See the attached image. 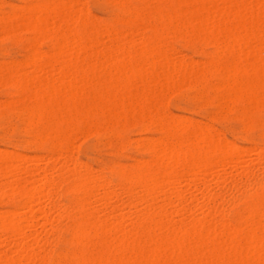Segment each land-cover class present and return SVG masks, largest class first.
<instances>
[{
    "label": "bare ground",
    "instance_id": "bare-ground-1",
    "mask_svg": "<svg viewBox=\"0 0 264 264\" xmlns=\"http://www.w3.org/2000/svg\"><path fill=\"white\" fill-rule=\"evenodd\" d=\"M21 1L5 11L0 0V38L26 51L0 59V87L18 96L9 105L23 116L25 148L45 154L0 149V264H264V145L242 153L210 122L167 106L185 91L210 119L237 101L239 119L264 107V0H167L153 17L111 0L130 14L123 26L83 0ZM172 37L208 44L213 57L181 55ZM129 118L161 136L142 140L147 157L111 181L75 154L73 136L111 137ZM64 240L74 250L55 252Z\"/></svg>",
    "mask_w": 264,
    "mask_h": 264
},
{
    "label": "rangeland",
    "instance_id": "rangeland-1",
    "mask_svg": "<svg viewBox=\"0 0 264 264\" xmlns=\"http://www.w3.org/2000/svg\"><path fill=\"white\" fill-rule=\"evenodd\" d=\"M83 1L89 7L91 12L94 14V17L102 23H112V22L115 23L116 22L115 24H117L118 26H123L124 22L130 19V14L129 13L127 14V12H122L121 10L118 11L119 10L118 5L111 3V0H83ZM132 1H133V3L135 2L134 5H132L133 4ZM3 2H4V10L5 11L10 9L9 2H10V4H15V5H18V3H19V5H20V3L22 4L21 0H3ZM206 3H207V5H218L217 2L207 1ZM153 4H154V6H153ZM138 5H142V7L145 9V12L147 13V16L153 17L154 10L156 7H164V9L168 8L169 2L167 0H162V2H161V0H151V1H145V2H139L137 0H129V6L130 7L133 8V7H136ZM121 14H123V15H121ZM125 14H127V15H125ZM116 18H117V21H116ZM120 19H121V21H118ZM122 21H123V23H122ZM139 23L142 25V27H147V18L146 19L145 18L140 19ZM5 24L7 25L8 23H5ZM21 36H22L23 40H25L29 36V34L26 32H22ZM172 38L170 39L171 44L173 46L175 45L174 47L179 50L181 55L183 53V55H187V57H192L195 60L197 58V60H201V61H203V60L206 61L209 58L213 57V50H212L213 47L212 46L210 47V45H208V44H205L202 42L204 44L203 45L200 41H198V43H199L198 44L197 41L196 42L194 41L195 44H193V42H192V44L189 46L190 43H188V45H186L187 43L181 41L179 37L178 38L174 37L173 38L174 41L172 40ZM172 41H173V43H172ZM179 41L182 43H180ZM22 44L24 45L23 42H19V41L13 42L12 38L7 37V36L6 37L2 36L0 38V55H1L0 59H2L3 55H5L4 57L8 61L9 60L10 61L15 60L17 62H20V60L24 59V57H25L24 53H26L25 48L22 47L23 46ZM197 49L198 50L200 49V50L198 51ZM1 62H3V61L0 60V63ZM4 88H6V89H4ZM8 89H9L8 87H0V94H1L0 95V102H1V106H0V149L15 150V151L20 152L22 154H29V155H34V153L44 155L45 154L44 151L39 152V151L35 150L34 148L33 149H26L25 148L27 141L30 138L26 135V133H24L25 132V125H24V122L22 121L23 116H21L22 114L19 111V109H17L18 107L16 105H14V106L9 105L10 100L16 99V97L18 98V96L14 94L13 89H9L11 91H9ZM181 92H172L169 95L167 106L173 115H175V114H176L175 116L180 115L183 117L190 118L192 120L194 119L195 121H199V122H202L204 120L203 123L204 122H210L211 124L216 126V128L219 129L223 133V135L228 140H230L232 143H234L238 146L240 145L239 146L240 148L242 146L243 147L245 146L244 151H242L243 149L240 150L242 153L245 152V150L250 148V147H253L256 145H258V146L264 145L263 144L264 136H262V135H264V133H263L264 132V123H263L264 122V107H261L259 105L254 106L253 108H251L250 113L246 117L239 119V117H237V109L241 108L242 104L240 101H237L236 103H238V104H234L235 108H233L228 113V115L226 117H217V118L210 119L207 117V115H205L206 112L203 113V111H205V108L202 106L201 102L198 103L194 99L188 98L185 91H181ZM2 104H4V106ZM240 104H241V106H240ZM193 106L195 107V109ZM1 109H2V111H1ZM192 109H194L195 111ZM233 113H235V114H233ZM17 115H19V116H17ZM232 115H234V116L232 117ZM234 117L237 120L239 119L243 122L239 121L240 122L239 123ZM21 118H22V120H21ZM129 119L130 120L120 121V122H117L116 124H114L113 125V128H114L113 131L114 132H113V135L111 137H101L97 133H95L93 130L86 129V128L84 129L85 131H83V129H82V131L80 130L81 132H76L73 136V144H75L74 145L75 154L78 157H80L82 160L87 161L97 171H98V169L100 170V169L104 168L107 171L108 179L110 178L109 180H111V181H115L117 179V171L121 167H124L125 169L131 171L134 169L135 165L139 162L138 160H141V159H144L147 157V152L145 151V149H143L140 146V142L142 140L147 139L149 137L151 139H153V138L161 136V133L154 126H149L148 128L145 129V128H143V126L140 125L139 122H137V120H135L133 118H129ZM132 119H133V121H132ZM19 121H21V122H19ZM257 121H259V122H257ZM6 122H8V123L10 122V123L7 125ZM126 123H128V124H126ZM130 123L132 124L131 126H130ZM258 123H260L261 125L259 126ZM117 124L118 125L120 124V125L118 126ZM9 126H12V127H9ZM7 127L9 128V130L6 129ZM22 128H24V129H22ZM7 130H8V132H7ZM241 131H243V132L241 133ZM261 131H263V132H261ZM87 133H88V135H87ZM259 134H261V135H259ZM247 138H250L249 139L250 142ZM244 139H247V140H245L246 142L244 141ZM12 141H14V142H12ZM261 142H262V144H261ZM138 143H139V145H138ZM139 146H140V148H139ZM134 151H136V152H134ZM256 156L257 155L255 153H250V155H249V157H251V158H256ZM134 163H136V164H134ZM115 165H116V167H115ZM105 166H107V167H105ZM226 171H230V169L226 168ZM203 176H205L204 177L205 180H206V178H207V181L210 180L209 179L210 177L209 176L206 177V175L201 174L199 177L202 179ZM204 178L202 180H204ZM183 188L188 189V187H186V186H183ZM219 190H221V189H219ZM117 191H119V189ZM120 191H119V193H120ZM101 192L103 193L102 189H100V193ZM122 196L124 198L123 200L127 199L126 197H124V195H121V197ZM41 225L42 224H37L34 227V230L35 231H43V229L44 230L49 229V228H45L43 225L42 226ZM63 236L65 239L70 238V234L67 232H65L63 234ZM51 240H54L53 236L51 237ZM64 241L65 242L61 241V243H60V241L55 242L56 244L53 242L54 246L53 245L52 246H53V249L55 252L65 251V250L66 251L67 250H71V251L74 250V248L73 249L71 248L73 246H71L67 242V240H64Z\"/></svg>",
    "mask_w": 264,
    "mask_h": 264
}]
</instances>
